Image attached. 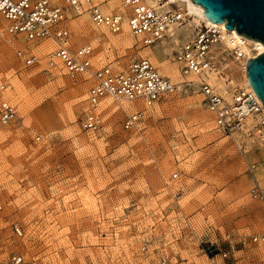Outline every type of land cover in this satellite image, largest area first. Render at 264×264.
<instances>
[{
    "label": "rangeland",
    "instance_id": "obj_1",
    "mask_svg": "<svg viewBox=\"0 0 264 264\" xmlns=\"http://www.w3.org/2000/svg\"><path fill=\"white\" fill-rule=\"evenodd\" d=\"M105 1L106 12H123L120 0ZM181 15L175 39L167 33L151 45L124 22L120 31L126 27L131 47L114 43L118 32L104 27L83 34L69 25L74 46L94 44V68L145 56L173 82L168 72L180 71L181 83L190 78L174 50L203 26ZM17 36L22 47L0 51V83L9 85L6 94L17 107L15 121L0 126L1 257L20 254L25 264H209L207 246L227 248L230 233L236 250L225 264H264V242L249 241L264 226L263 204L251 195L264 187L256 137L219 131L202 95L188 87L150 107L104 98L98 105L104 128L88 133L80 118L91 78L74 81L61 63L46 66L45 51H34L38 61L24 67L16 49L40 50L48 40L30 46ZM215 45L213 71L229 90L242 86L235 81L240 74L221 68L224 58H234L232 49L219 53ZM136 109L139 122L123 128Z\"/></svg>",
    "mask_w": 264,
    "mask_h": 264
},
{
    "label": "built area",
    "instance_id": "obj_2",
    "mask_svg": "<svg viewBox=\"0 0 264 264\" xmlns=\"http://www.w3.org/2000/svg\"><path fill=\"white\" fill-rule=\"evenodd\" d=\"M0 0V14L9 25V30L25 35L31 41L49 39L55 49L48 59V67L53 60H58L66 74L74 81L80 75H89L92 79L87 91L88 108L80 118V127L88 133H95L104 128V120L98 105L107 97L113 100L127 102H141L143 106L150 107L166 95L176 91V84L168 78L162 77L147 59L132 58L124 65L113 70L108 63L100 69L92 70L89 55L93 51L90 44L72 47L70 31L66 23L67 13L65 6L71 8L75 14L86 11L90 14L92 22L104 27L110 33L121 29L123 15L119 12L108 13L99 7L94 0ZM125 10L130 31L137 35L144 33L148 38L146 43H152L161 38L171 21L180 19L178 13L171 11L158 12L148 0H121ZM0 29V39L2 38ZM222 29L212 24H203L197 29L193 40L180 45L174 50V57L182 63L185 72L199 74L205 69L214 66V59L210 54L211 45L221 40ZM232 53L236 57H243V52L235 47ZM38 61L36 53H29L23 59V66L34 65ZM183 87L195 86L203 95V102L208 110L214 114L216 127L226 135L239 133L246 135L250 128H255L264 138V105L250 84L230 87V99L216 93L205 80L193 83L186 81ZM7 83H0V126L8 125L17 117V107L6 97ZM141 116L140 110L127 113L122 121L125 129L136 126ZM251 118V121L248 120ZM249 128V129H248ZM251 195L258 198L264 207V187H254ZM1 207V205H0ZM15 231L18 228L15 226ZM228 242L227 248H220L216 243H210L206 248L209 264H225L231 253H235V243L230 233L225 234ZM246 239L239 240L245 244ZM251 242H264V227L262 231L249 238ZM219 258V261L217 260ZM165 261V259H162ZM0 264H25L19 254L7 257L0 256Z\"/></svg>",
    "mask_w": 264,
    "mask_h": 264
},
{
    "label": "bare ground",
    "instance_id": "obj_3",
    "mask_svg": "<svg viewBox=\"0 0 264 264\" xmlns=\"http://www.w3.org/2000/svg\"><path fill=\"white\" fill-rule=\"evenodd\" d=\"M94 1L97 2V3H99V7L103 11H105V12L107 11V8H104L102 6L103 4L106 3L105 0H94ZM159 1L160 0H148V2L151 5H153V7H155V9L158 10V12H162V13L163 12H166V11H163L162 10V7L164 5H174L177 8V11H174V12L171 11V12L178 13L180 15V19L179 20H176V21H174V20L171 21L168 24L167 29L165 30V34L168 33L169 34V37L172 38V39H175L176 29H177L176 27H179L180 21L182 20V15L181 14H183L186 17L187 16L188 17H192V20H189V23H195L197 26L198 25H201L202 23L203 24L205 23V24H212V25H215L216 27L221 28L222 29L221 40L219 42H217L216 45H215L216 46V49L218 50V52L219 53H224V52H227L230 49H233L235 47H238V49L243 52V57H236L232 53L233 56H234L233 59L230 58V57L224 58L223 61L221 62V68L223 70H227L228 69L229 71L232 69V70L235 71L236 74L237 73L240 74V76H239L240 79L235 80L236 83H240V84H243V85L244 84H249V80H248L247 73H246L247 62H248V60L250 58L255 57L256 55L264 52V44L261 41L254 40V39H250L248 37H245L244 35H240L239 33H237L235 31V29H227L226 27H224L225 22H214V21H210L206 16H204V11H203L202 7L200 5L194 3L192 0H162L163 1L162 4H160ZM120 2H121V0H120ZM59 4L60 5L61 4L62 5H65L60 0H59ZM64 8H65V12L67 13V18H68L66 20V23H64V24H65V26L67 27V29L71 33L70 34L71 41H72V36L71 35H73V33H72L71 28H70V25H69V22L70 21H71L70 23H72V27H74V30H76L79 33L83 32V34H88L89 32H92L93 30H99V28H97V27H101V26L95 25L92 22L91 17H90V14L88 12L82 11L80 14H75L74 11L71 8H69L67 5ZM108 13H117V12H112L111 11V12H108ZM119 13H121V12H119ZM121 14L123 15V22H122V24L124 22H126L128 28H129V25H128V22H127V17H126V14H125V10L124 9H123V12ZM88 19H89V21L92 24L87 21ZM10 26H11V24L9 25V21L7 22L6 18L3 15L0 14V29L2 31L1 32L2 38L0 39V51H2L1 53L8 54L7 52H9L8 50L10 49V47H12V46L13 47H17V46H19V47L21 46L22 47L24 45L23 43H21L22 41H19L18 39L17 40L14 39V38H18L19 37L17 35H23V37H24V40L22 39L23 42L29 43L30 46L32 45L31 42L35 43L34 41H31V40L26 39L25 35L22 34V33L10 31L9 30ZM121 27H122V25H121ZM128 28H127V30H128ZM125 29H126V27L124 26L121 31L119 30L120 32L118 31V33H117V35L115 37L113 36L114 37L113 42L114 43H118V44L122 45L123 47H131L132 44H133V42H132V39L130 40L126 36V30ZM129 30H130V28H129ZM190 30H193V29H190ZM131 34L135 38H138L139 41L142 44H144V45H151L154 42H156V41L160 40L161 38L165 37V34H164L161 38L154 40L152 43H146L147 42L146 39L149 36L147 37L144 33L135 35V34H133L131 32ZM196 34H197V32H196ZM196 34L194 35V37L196 36ZM194 37L191 40H193ZM47 40H48L47 43H45V42L41 43L45 47H43L40 50H36V49H33V48L30 49L27 44H25V46H24L25 49L24 48L16 49V51H15L16 58L20 59L21 60V63L23 64L24 57H26L29 53H34V51L35 52L37 51V52L41 53V52H44L45 51V58H46L45 59V62H46V66H48L49 65L48 64V61L49 60H47V59H48L49 55H51L52 52L54 51L55 46H54L53 43H51V41L49 39H47ZM47 40H43V41H47ZM96 40L100 41L98 38H96ZM191 40H188V41L184 42L182 45L188 43ZM40 42H42V41H40ZM41 44H36L35 43L34 45L37 46V45H41ZM83 44H90L92 46V48H93V51H94V44L92 42L88 41V42H85ZM80 45H82V44H80ZM80 45L74 46L72 44V47L73 48H76V47H78ZM211 47H212V45H211ZM93 51L89 55V58H90V62H91V65H92V70L93 69L94 70H97V69H100V67L102 65L99 66V67L94 68L95 66H93V62H92ZM1 55L2 54H0V57H2ZM134 57L135 58L147 59L151 63V65L154 66L152 64V62L147 57H145V56H140V57L131 56V57L128 58V60H130V59H132ZM1 63H2V61L0 62V64ZM52 64L53 65L50 66V67H54V65L55 66L58 65V64H60V62L58 60H53V63ZM108 64H109V67L112 68L113 70H116V69L119 68V67H117L116 64H113L111 62H108ZM124 64H121L120 66H122ZM154 68L156 69L155 66H154ZM172 69H173L172 70L173 72H168V73L172 75V77H173L172 79H174V82L171 81L168 77H166V78H168L171 82H173L174 84H176V86H177L176 87V91H177V90H179L180 88L183 87L182 86V83L183 82L180 83V81H179V83H178L177 80H176V79H180L179 78L180 71H177L174 68H172ZM213 70H214V66L210 67V69H205L203 72H201L199 74H196V73L195 74H192L190 72H185L182 69L181 70V74H184V76L186 75V76H188L190 78V80H188V81L186 80L187 83L193 82V83L196 84V82H199L200 80H205L216 93L222 95L223 97H225L226 99L229 100L230 99V90L228 89V83H226V80H224L223 76H218L217 72H215ZM64 72H65V70H64ZM157 72H158V70H157ZM235 73H232V76ZM65 74H66V72H65ZM66 76L69 77L67 74H66ZM82 76H89V75H80L79 77H82ZM161 76L162 77H165L163 75H161ZM69 78H71V77H69ZM227 82H229V81H227ZM8 87H9V85H8ZM7 88H6V92H7ZM191 88L197 89L195 86H192ZM87 91H88V89H87ZM197 91L200 93L199 90H197ZM6 97H8V96L6 95ZM86 98H87V93H86ZM105 98H107V97H105ZM202 101H203V95H202ZM131 103L134 106L135 105L136 106H138V105H142L143 106V103H141V102H131ZM127 106H130V105L127 104ZM125 107H126V105H125ZM87 108H88V104H87ZM87 108H85V109H87ZM113 108H114V111H117L119 109L118 106H115ZM136 110H138V109H136ZM211 114H212V112H211ZM212 116H213V120H214V123H215V126H216V121H215L214 114H212ZM248 120H251V118H249ZM3 126H5V125H3ZM247 134L248 135L250 134L249 136H251L252 139H253V137H256L258 139V142L260 141L259 144L261 145V149L264 151V138L259 135L258 131L255 128H250V130L247 132Z\"/></svg>",
    "mask_w": 264,
    "mask_h": 264
},
{
    "label": "water",
    "instance_id": "obj_4",
    "mask_svg": "<svg viewBox=\"0 0 264 264\" xmlns=\"http://www.w3.org/2000/svg\"><path fill=\"white\" fill-rule=\"evenodd\" d=\"M210 21L264 44V0H192ZM249 84L264 105V52L248 60Z\"/></svg>",
    "mask_w": 264,
    "mask_h": 264
},
{
    "label": "crops",
    "instance_id": "obj_5",
    "mask_svg": "<svg viewBox=\"0 0 264 264\" xmlns=\"http://www.w3.org/2000/svg\"><path fill=\"white\" fill-rule=\"evenodd\" d=\"M185 41H186V40H185ZM183 43H184V41H183L180 45H182ZM180 45H179V46H180ZM179 46H178V47H179ZM209 112H210V111H209ZM210 113H211V112H210Z\"/></svg>",
    "mask_w": 264,
    "mask_h": 264
}]
</instances>
